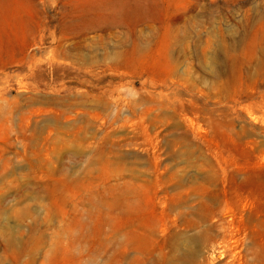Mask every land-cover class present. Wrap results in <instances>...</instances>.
<instances>
[{
	"label": "rangeland",
	"instance_id": "rangeland-1",
	"mask_svg": "<svg viewBox=\"0 0 264 264\" xmlns=\"http://www.w3.org/2000/svg\"><path fill=\"white\" fill-rule=\"evenodd\" d=\"M0 264H264V0H0Z\"/></svg>",
	"mask_w": 264,
	"mask_h": 264
}]
</instances>
